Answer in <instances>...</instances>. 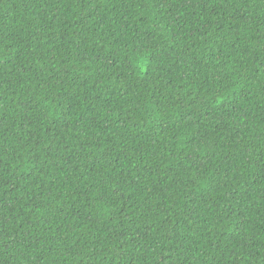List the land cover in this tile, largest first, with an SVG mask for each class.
<instances>
[{
  "label": "trees",
  "instance_id": "16d2710c",
  "mask_svg": "<svg viewBox=\"0 0 264 264\" xmlns=\"http://www.w3.org/2000/svg\"><path fill=\"white\" fill-rule=\"evenodd\" d=\"M0 264H264V0H0Z\"/></svg>",
  "mask_w": 264,
  "mask_h": 264
}]
</instances>
